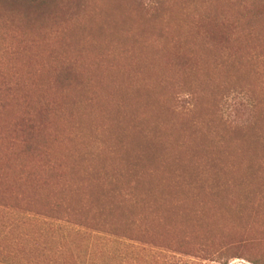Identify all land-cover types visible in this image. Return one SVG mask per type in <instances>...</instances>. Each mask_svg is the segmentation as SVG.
<instances>
[{"label":"rangeland","instance_id":"rangeland-1","mask_svg":"<svg viewBox=\"0 0 264 264\" xmlns=\"http://www.w3.org/2000/svg\"><path fill=\"white\" fill-rule=\"evenodd\" d=\"M210 2L0 0V264H264V6Z\"/></svg>","mask_w":264,"mask_h":264},{"label":"trees","instance_id":"trees-1","mask_svg":"<svg viewBox=\"0 0 264 264\" xmlns=\"http://www.w3.org/2000/svg\"><path fill=\"white\" fill-rule=\"evenodd\" d=\"M231 4H234L235 7L237 6V8H238V14H240L239 18L241 19V21H239L237 23L239 24L241 30H243L246 35L252 36V38H253L254 35L257 34L256 33V29H257L258 19L256 17H259L260 14L259 13H257V14L254 13L252 8L254 7V8L258 9L260 6L261 7L264 6V0H211V2L207 6H208V10L211 11L210 13L213 14L214 13L213 10L215 9L216 5H221V6L227 5V6H230ZM222 13L225 14L226 12L224 10H222ZM209 18L213 19V18H216V17L211 15ZM244 64H242V65H244ZM247 64L248 65L252 64V61H248ZM207 79L211 80V78L209 76L207 77ZM244 81H245V79H243V82ZM239 86H240V84H239ZM241 87H242V84H241ZM245 87L248 90H250L244 84V88ZM106 202L108 204H110L113 201L107 200ZM110 205L112 206V208H114V207H119L120 204L115 203V204H110ZM113 214L114 213L110 214L109 216H110L111 220H115V221H111L110 220V224L109 225L115 231H120V232H116L114 234L119 235V236H124V233L126 231H128V230H126L124 232H121V231L126 229V228H129L131 221L130 220L129 221L128 220L124 221L123 220V218H124L123 213H120V217L117 214H115L116 216L113 215ZM107 220H109L108 217H107Z\"/></svg>","mask_w":264,"mask_h":264}]
</instances>
